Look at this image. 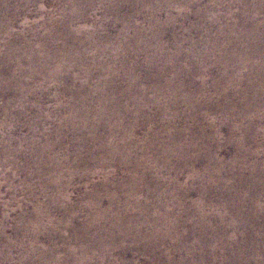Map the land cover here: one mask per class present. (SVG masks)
<instances>
[{"label": "bare ground", "instance_id": "6f19581e", "mask_svg": "<svg viewBox=\"0 0 264 264\" xmlns=\"http://www.w3.org/2000/svg\"><path fill=\"white\" fill-rule=\"evenodd\" d=\"M201 1L186 0L176 6V0H141L146 8L140 9L137 0H0V95L15 99V103L5 104L4 110L11 122L34 115L31 126L34 132L42 129L44 141V145L34 143L30 151L35 159H41V169L35 174L44 177L45 169L49 170L55 177L48 187L60 188L59 195L49 196L47 206L34 205L28 223L19 215L11 240L5 239L6 228L0 229L2 254L25 250L22 236L33 242L43 238L54 248L39 250L43 254L54 253L58 239L72 264H90L95 251H102L100 257L104 258L115 248H123L128 238L133 248L148 252H163L166 246L174 253L189 252L188 247L214 252L218 245L230 253L224 264H233L239 253L257 255L262 249L264 165L249 164L247 156H264V140L254 152H243L242 147L264 136V125H254V119L257 123L264 119V113L256 112L257 104L264 107V20L258 19L264 14V0H210L206 11L222 8L223 12L209 18L203 9L189 12ZM165 4L167 14L161 19ZM97 10L106 13L103 20L96 18ZM31 12L37 15L32 22L28 21ZM192 16L206 23L178 26L179 21L190 22ZM139 18L144 24L136 23ZM218 23L212 32L211 26ZM192 30L203 33L200 42L179 39V32ZM168 35L173 38L170 43L164 41ZM211 57L215 59L209 64ZM215 68L219 78L213 86L225 85L219 93L221 102L227 103L224 112L236 118L239 126L242 122L248 125L240 136L232 138L234 156L229 163L211 149L220 147L222 124L211 120L208 124L215 128L211 133L205 126H197V114L208 102L196 101L188 83L182 81L185 77H212ZM66 76L69 84L63 85L60 80ZM237 85L241 87L238 90ZM236 96L240 99L231 106L228 101ZM36 98L54 101L56 112L47 111ZM183 107L188 109L186 116ZM54 116L58 123L52 120ZM185 118L192 123H185ZM155 124L158 128H152ZM141 128L145 132L139 137ZM196 128L209 162L203 174L195 167L205 160L203 152L191 155L198 148ZM163 134L167 137L164 142L160 141ZM59 150L70 156L68 163L74 172L62 171L60 155L55 153ZM153 152H159L161 158L150 156ZM135 153H141L142 158ZM1 154L27 156L21 141L14 138L4 144ZM178 154L183 155L166 181L159 169ZM96 163L102 171L101 181L93 184L83 199L73 202L71 182L91 183L99 175L93 168ZM82 164L85 167L79 172ZM235 166L237 169L228 173L235 187H226L220 182L221 175ZM109 167L121 175H109ZM185 169L191 173L192 184L203 182L197 201L189 200L196 190L185 188L194 186L185 178ZM163 185L167 189L161 190ZM98 189L104 197H99ZM213 193L223 214L211 206ZM82 207L87 211L83 221L78 215ZM53 209L61 212L63 219L56 220ZM250 225L261 228L262 242L259 229ZM60 229L69 237L62 236ZM68 239L75 245L69 246ZM189 241L192 244L187 245ZM234 246L240 248L237 255L232 252ZM33 248L25 250L31 258Z\"/></svg>", "mask_w": 264, "mask_h": 264}, {"label": "rangeland", "instance_id": "374dc122", "mask_svg": "<svg viewBox=\"0 0 264 264\" xmlns=\"http://www.w3.org/2000/svg\"><path fill=\"white\" fill-rule=\"evenodd\" d=\"M40 1H42V0H40ZM140 1L141 0H139V1L137 0L136 7L140 8V9L146 8L145 6H143L142 3L140 4ZM176 1H177L176 6L180 3H184V1L186 2V0H182V1L176 0ZM202 1L200 2V4H195V5H193V7H190L189 12H191V14H193V12L195 10L203 9L208 18L211 17V15H215V14L217 15V14H221L223 12L222 8L215 10V11H208V10L206 11L205 7L210 2V0H202ZM153 2H155V1H153ZM39 4L42 5L43 3L42 4L39 3ZM166 7H167L166 4L162 6L163 11L160 14L161 17L159 16V18H161V19L165 18V15L167 14V10H168ZM233 8H234V10H236L235 9L236 7H233ZM96 13H98V14H96V18H98V20H103L104 14H106L102 10H97ZM30 14H31V16L28 17V21L32 22L33 20H35L37 18L36 17L37 15L35 12H31ZM108 17L109 16L107 15L106 22H107ZM258 19L260 21H263L264 20V14H262ZM224 20L228 21L229 19L225 18ZM21 22H22V20H21ZM136 23L139 25L144 24L142 18L141 19L139 18L138 20H136ZM205 23L206 22L203 21L202 18L192 16L190 22L189 21H187V22L179 21L177 24L180 27L188 28L189 25H204ZM219 25H220V23H218V25L214 24L213 26H211V28H213V29L210 28L211 31L214 32L218 28ZM119 28H121L120 25L115 27L114 29H115V31H117ZM263 32H264V28H263ZM132 36H134L133 32H131V34H130V37H132ZM178 36H179L180 40H183L185 42H187V39H189V38L196 40L195 42H200L203 38V33L201 31L192 30L191 32H187L186 34L179 32ZM172 40H173V38H171V36L168 35V36H166L164 41L167 43H170ZM188 48H189V45L184 43V50H188ZM197 48L199 49V48H201V46H199ZM184 56L185 55H183V60L186 62ZM214 59H215V57H211L209 59L208 63L212 64ZM217 71H218L217 68H215V72H214L215 74L212 77H203V78H201V77H195V78L194 77H192V78L185 77V78H182V81L184 83H188L189 89H190L191 93L195 95L196 101H198L199 103H202L204 101L208 102V104H207L208 106H206L202 109L201 114H197V119H196L197 126H200V125L205 126V129H207V133H211L215 129V128H213V126H210L208 124V123H210L211 120L216 121V124L219 126L222 124V126H221L222 131L220 132L221 135L219 134V137H218V143L220 144V147L215 148L216 150L215 149L213 150V147L211 149L213 152L215 151V154L220 159H223L229 163L232 156H234V150L232 149V146H231V140H232V138H236V136H240L239 134L241 133V131L243 133L248 125L246 124V122H242V125L239 126L240 123H238L236 118H235V120H233V119H231L230 115L227 116V113L224 112V107L227 106V103L221 102L219 93L221 92V90L225 89V85H222L220 87H214L213 86L214 80H217L219 78V71L218 72ZM69 80H70V78L66 76L60 80V83L63 85H67V84H69ZM152 86H153L152 84H149L150 89L152 88ZM240 88H241L240 85L236 86L237 90ZM12 99L13 98L9 95H3V96L0 95V229L4 228V227L6 228L5 239H7V240L12 239V237H13V235H12L13 234V231H12L13 228L12 227L15 226V224L18 222L20 214L24 215L26 217L25 219H27V220H25V223H28L31 220L30 214L33 212L34 205L39 203V204H42L44 206H47L49 204V196L50 195H54V196L59 195L58 193L60 190V188L58 190L57 188L52 189V188L48 187L49 180L51 178L55 177V175L52 172H50L49 170L45 169L47 172L45 173L44 177H37L36 176L35 173H37V171H39V169H41L38 167V165H41V164H39V161L41 159L39 157H37L36 158L37 160H36L31 155L30 151L34 149V147H35L34 143H36V145L37 144L44 145V141H42L43 140L42 139V129L40 130L38 128L37 131L34 132L32 126H31V123H33L32 117L34 115H29V116L24 117V118L17 117L18 119L14 120L12 122L8 121L10 119V117L8 116L9 115L8 112H6L4 110V107H5V104L9 101L12 103H15V101H14L15 99H13V100ZM36 99L42 101V99H40V98H36ZM239 99H240V96L233 97L228 101V103L231 106H233V104L236 103ZM42 105L47 111L52 112V113L56 112V110H55L56 104L51 99H45L44 102L42 101ZM256 108L258 109V111H256V112H259L260 114H261V112L264 113V107L262 105L257 104ZM182 112H183V116H186L188 113L187 107H183ZM227 119H228V122H227ZM52 120L54 121V123H58L57 117H55V116L52 117ZM187 120L188 119L185 118L183 121L185 123H188V124L192 123V122H187ZM255 120H257V119H254V122H255L254 125L255 126H259V125L263 126L264 125V119L262 120V122H258V123ZM179 125H181V123H179ZM152 126H153L152 128H158V124H155ZM238 129H240V131ZM142 132L143 133L145 132V128L138 129L137 135L139 137H142L143 136ZM195 134H196V142L198 143V148L194 149L191 155H193L194 153L196 154V153L203 152L202 156L205 159L206 157H205L204 153H206V149H205V146L202 147L203 142H202L201 138L199 137L197 128L195 129L194 135ZM12 136H14V137H12ZM11 138H14V139L21 141L22 149L24 152L27 153V156H25L24 158H21L19 156H15L14 154H8L6 156H1L2 155L1 151H2L4 144H6ZM166 139H167V137L165 134H163L160 137V141H163V140L166 141ZM263 140H264V136H261V137H257L255 139H253L252 141H249L248 144L246 143L244 145V147H242V148H245V149H243L244 150L243 152H245V151L254 152L257 149V145H258L259 141H263ZM187 141H189V140H187ZM199 143H200V145H199ZM138 147H142V146L139 144ZM55 153L60 155L59 157L61 158L62 171L67 172V173L74 172L75 168L70 167V164L68 163V161L71 159L70 156L68 154L64 153V150L55 151ZM135 155L138 159L142 158L141 153H135ZM178 155H179L178 157H177V155H174L175 157L174 156L170 157V162H168V164H167L168 167L166 166V167L159 169L160 170L159 174L163 178H167L166 181H168V179L170 177L169 174H171L173 172V170L176 169L177 159H181V156L183 154H178ZM83 156L85 157V159H87L86 155H83ZM150 156L158 159L159 157L161 158L162 155H160L159 152H153ZM3 157H5L6 159H4ZM174 158H176V159H174ZM173 159H174V161H171ZM206 159L203 160L202 162H200V164H198L197 166H195L197 171L202 173V174L204 172H206L207 167L209 165V162ZM247 161L249 164H254L256 162H259L260 164L262 163V165H264V156L254 155V157L252 156L251 158L249 156H247ZM94 166H93V168H95V170L99 172V175L92 178L91 183L87 184L85 181L71 182V185L69 187V193H70V196H71L73 202L76 203L77 201H79V199H83L81 196H83L87 192L89 193L92 189L90 187L93 184H97L101 181V172L102 171L100 169V166L97 163ZM84 167H85V164H82L80 166V170L78 169L79 172H83ZM113 168L114 167L107 168V173H109V175H115L118 172L117 171L115 173V171H113V170H115V168L114 169ZM236 169H237L236 166L226 168L225 172L222 173V175H221L220 182L223 183V185H225L226 187H229V188L235 187L234 180L231 176L228 175V173H231L232 171H234ZM29 170H31V171L29 172ZM121 173L122 172L120 171L117 173V175L118 174L121 175ZM248 174H250V173H248ZM120 175H119V178H121ZM184 176H185V178L190 179V180L189 179L188 180L186 179V180L189 181V183H191V185H194L193 187H185V188H188V189L190 188L191 190H196L195 192H193L191 194L189 200L190 201L199 200L200 199L199 196H201L199 194V190L202 188L201 186L203 185V182H197L196 181L195 184H192L193 181L190 178L191 173L189 172L188 169L184 170ZM184 176H183V179L185 180ZM254 178H256V176H254ZM163 184H165V183H163ZM162 187L163 188H161V190H164V189H167L168 186L163 185ZM197 188H198V192H197ZM98 192H99L98 193L99 197L105 196L104 192L101 191L100 189H98ZM158 192H160V191H158ZM214 194H216V193H213L209 198L210 202H211V206L215 210L214 212H217V213L219 212V213L223 214L222 210L220 209V206L218 205V201H217L218 197ZM212 200H213V202H212ZM214 200H216V201H214ZM260 200L264 204V197H260ZM81 201L83 202V200H81ZM84 203H86V202H84ZM104 204L107 205L106 201H104ZM216 207H218V208H216ZM84 209L85 208L82 207V209L78 213V215L80 216L79 219L81 221L85 220V218H86L87 211H85ZM57 211H58L57 209L52 210L53 216L55 215V219L60 221V219H63V215L61 212H57ZM224 214L227 216V218L230 219V215H228L226 213H224ZM262 221H264V215L260 219V224ZM250 226L253 229H259L261 234H260V236H258V240L260 242H262L263 239L261 238V235L263 234V231L260 230L261 228H259L258 225H256V226L250 225ZM60 234L62 236L65 235V236L69 237V233L65 230H61ZM22 238H23L22 241L24 242L23 246L25 247V250H28L27 249L28 247H32V248L34 247L33 249H35V252L33 254V257L32 258L29 257L27 255V253L25 252V250H23V249L17 250V251H11V252H9V254L7 253L4 255L1 253L2 251H1V247H0V253H1L0 254V258H1L0 264H72L73 260L69 259V257H67L66 253L64 252L65 250H63L61 248V247H65V245H63V243H60L58 239L55 240V244H56V247L58 250L56 249L54 253H51L48 251V252L43 254L41 252L43 249L52 248V246L49 247V243L46 242L43 238H40V239L38 238L37 242H33V241L23 237V236H22ZM68 243H69V246L75 245L69 239H68ZM71 244H74V245H71ZM117 244H118L117 246H120L119 243H117ZM188 244L189 245L192 244V241H189L187 243V245ZM122 245L124 246L123 248L122 247L121 248L120 247L115 248V251H113L111 254L105 255L104 258L100 257L102 254V251H99L100 253L95 251V253H92L90 255V257H91V263L90 264H165V263H169V262H174L175 264H224V263H222V261L227 259L228 256L230 255L229 252L223 251V249L221 247H219L218 245L216 246L217 250L214 252H211L209 250H203V249L192 248V247L187 246L188 249L190 250L189 252H184V251L181 252L180 251V252H175V253L169 252L170 250H172L171 246L170 247L166 246L165 249L163 250V252H148V251H141L139 249H135L132 247L133 244L131 242V238H128L126 241H124V243H122ZM44 246H45V248H44ZM213 247H215V244L213 245ZM52 249H54V248H52ZM39 250H41V251H39ZM232 250H233L232 252H234L237 255L240 248H238L237 246H234V247H232ZM263 251H264V242H262V249L257 252V255L254 254V255L250 256L247 253H239L237 255V261H235L233 264H242V261L246 260V259L248 260V262L246 264H264V253H263ZM75 257L76 258L80 257V254H77ZM54 261H56V262H54ZM225 264H230V263H225Z\"/></svg>", "mask_w": 264, "mask_h": 264}]
</instances>
